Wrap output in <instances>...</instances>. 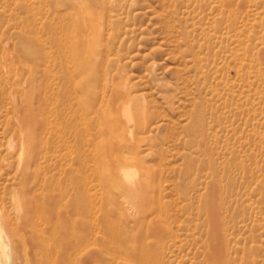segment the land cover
<instances>
[{"label": "rangeland", "instance_id": "rangeland-1", "mask_svg": "<svg viewBox=\"0 0 264 264\" xmlns=\"http://www.w3.org/2000/svg\"><path fill=\"white\" fill-rule=\"evenodd\" d=\"M100 1L0 0V209L35 218L21 260L264 264V0Z\"/></svg>", "mask_w": 264, "mask_h": 264}, {"label": "bare ground", "instance_id": "bare-ground-1", "mask_svg": "<svg viewBox=\"0 0 264 264\" xmlns=\"http://www.w3.org/2000/svg\"><path fill=\"white\" fill-rule=\"evenodd\" d=\"M92 5L94 7H98L100 6V3L102 1L100 0H89ZM103 3V2H102ZM102 6V5H101ZM97 10V9H96ZM100 7H99V11H100ZM234 23V22H233ZM232 24V23H230ZM123 88V87H122ZM123 90V89H121ZM126 91V90H125ZM124 91V92H125ZM129 91V89H128ZM123 93H121L122 95ZM129 94V93H128ZM127 94V95H128ZM131 95V94H129ZM124 96V95H123ZM125 97V96H124ZM132 97V96H131ZM128 98V97H126ZM113 100V99H112ZM112 100L110 102H112ZM132 100H134L133 98H130V100H126L125 101H122V102H118L117 104L116 103H113L114 106L115 105H118V106H115V111L113 110V115H111V117L113 118V125L115 127V130H129L131 128H133V125H132V121L134 122V116H133V110H132ZM115 102V100H113ZM29 106V105H28ZM113 107V106H112ZM17 109V108H16ZM31 113L33 114V111L34 109H30ZM32 114H29V125L32 127L34 124H35V119H34V115L32 116ZM18 118V117H17ZM20 121V120H19ZM107 122V120H106ZM19 124V122H18ZM21 125V124H20ZM22 126V125H21ZM22 130L23 131H26L28 132V136L31 137V130L30 128L27 129L26 127H22ZM131 131V130H130ZM31 140V139H30ZM14 144V143H13ZM27 145V144H26ZM135 185V184H133ZM139 187V186H137ZM136 189L135 186H133V189ZM20 195V194H19ZM35 197V196H34ZM33 196L30 195V192H26L25 193V203L28 205L29 203L31 204V206L29 207V210H32L33 209V206L35 205L34 204V199ZM19 201V200H18ZM21 202V200H20ZM19 202V203H20ZM23 202V201H22ZM21 204V203H20ZM18 204V206L20 205ZM22 205V204H21ZM19 206V207H22V206ZM18 207V208H19ZM35 207V206H34ZM12 218V217H11ZM137 218V217H136ZM21 219L16 225L15 223H13L9 217L8 214H6V212L4 213L1 209H0V241H2L6 246H7V257L4 258L5 260V264H19V262L21 264H23V262H25L26 264H28V261H22L21 260V256H20V253H19V246H22L24 244V241L22 239V234L19 233L18 231V227H23V228H30L32 232H35V218L33 215L30 214V211H27L24 213V216H20ZM23 219V220H22ZM215 226H216V222H215ZM11 234H15L16 236L18 237H14L11 235ZM14 239H18V242H16L17 240H14ZM21 244V245H20ZM144 262L146 264H149L148 261H150L151 259L149 257H145L143 256L142 257ZM131 263H135V261L131 262Z\"/></svg>", "mask_w": 264, "mask_h": 264}, {"label": "clouds", "instance_id": "clouds-1", "mask_svg": "<svg viewBox=\"0 0 264 264\" xmlns=\"http://www.w3.org/2000/svg\"><path fill=\"white\" fill-rule=\"evenodd\" d=\"M7 257V246L0 241V264H5L4 258Z\"/></svg>", "mask_w": 264, "mask_h": 264}]
</instances>
